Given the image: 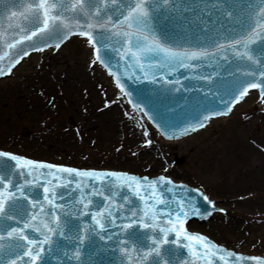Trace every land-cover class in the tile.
Wrapping results in <instances>:
<instances>
[{
	"label": "water",
	"instance_id": "obj_1",
	"mask_svg": "<svg viewBox=\"0 0 264 264\" xmlns=\"http://www.w3.org/2000/svg\"><path fill=\"white\" fill-rule=\"evenodd\" d=\"M75 36L165 140L264 98V0H0V80ZM0 150V264H264L186 230L212 215L182 181Z\"/></svg>",
	"mask_w": 264,
	"mask_h": 264
},
{
	"label": "rangeland",
	"instance_id": "obj_2",
	"mask_svg": "<svg viewBox=\"0 0 264 264\" xmlns=\"http://www.w3.org/2000/svg\"><path fill=\"white\" fill-rule=\"evenodd\" d=\"M82 48L89 49L90 46H63L60 52L51 50L49 56L39 60L28 71H19L12 78L1 81L0 101L3 100V106L0 105V125L3 127H0V148L39 161L120 170L138 176L164 174L182 181L202 189L216 203V207L217 203L222 207V214H218L223 216L222 220L217 224H214L215 219L210 221L213 223L211 225H215L214 229L202 224L196 226V230L192 228V231L209 235L214 242L234 251L255 254L248 251L259 249L264 252V187L260 184L264 167V110L259 101L253 100L232 116L218 119L223 125L204 136L185 140L184 143L164 142L146 122L139 121L136 114L127 109L117 86L113 81H106L105 73L102 74L106 80L99 78L95 70L100 67L93 57L92 62L84 61ZM59 67H68L61 73L62 81H58L57 75L53 73ZM80 67L86 69L87 76H91L93 81L84 87L80 86L81 81L75 83V94L62 95L63 99L67 97L71 101L63 102L58 91H61L67 72L79 74ZM107 82L112 87L107 86ZM91 90L100 101L95 103L88 100L84 103L85 91L90 97ZM42 92L50 103L55 101L56 109L35 115L32 120L23 114L19 118L11 115L24 108L27 111ZM104 100L109 104L104 106ZM63 104L66 116L63 111L58 114L57 109ZM90 106L91 109L95 107L91 112L96 116L89 112L92 118L89 123H97L93 126L81 122V114L88 112ZM109 106L120 110L119 116L122 118L121 126L118 127L125 129L126 138L120 132L106 131L105 128L110 126L109 120L97 116ZM58 126L61 127L60 132L68 136L61 138L59 146L55 147L50 143L53 135L51 130ZM128 144L135 145L134 150H127L125 146ZM237 147L240 155L232 175L220 173L216 168L231 164L233 150L236 152ZM139 148L145 151L144 154L149 152L148 159L135 151ZM220 155L225 164L218 162L215 165L213 157L218 160ZM136 156L138 159L135 161L143 164V167L131 168L133 163L130 162ZM154 165H159L161 169ZM222 189L232 194V202H217L214 194ZM238 194L239 197L244 194V200H239Z\"/></svg>",
	"mask_w": 264,
	"mask_h": 264
},
{
	"label": "bare ground",
	"instance_id": "obj_3",
	"mask_svg": "<svg viewBox=\"0 0 264 264\" xmlns=\"http://www.w3.org/2000/svg\"><path fill=\"white\" fill-rule=\"evenodd\" d=\"M51 52V49H49V54ZM81 54L82 56L84 57V61H87V62H92V52H91V48H82L81 50ZM49 55L47 54H36L35 56H33L32 58L30 59H27V60H24L21 64V66H19L13 73V75H15L17 72L19 71H24V70H29L31 67H33V65H35L39 60L47 57ZM75 64V63H74ZM74 64L72 66H74ZM62 69L57 68V69H54L53 73H55V75H57V80L58 81H62L63 78H62V75L61 73H63L65 70L68 69V67H61ZM69 69H71V66L69 67ZM81 70H79V74L78 73H74V72H70V74H68L67 72V77L65 79V81L63 82V84L61 85V91H58V94L62 97V95H65L67 93L69 94H75V83L81 81L82 82V87H84L85 85L87 84H90L92 81H93V78L91 76H87L86 74V69L85 68H81ZM95 72L98 74L99 78L101 79H105L106 80V76L104 74H102L101 72V69L100 68H96ZM27 73H24L23 75H26ZM54 77V76H52ZM108 80L106 81H111L110 78L107 77ZM2 83V82H1ZM107 86L109 87H112V85L108 84V82L106 83ZM84 89V88H83ZM56 90H58L56 88ZM45 91V90H44ZM85 97H84V103H87V101L89 100H93L95 103H97L98 101H100V99L98 100V97L95 95V92L93 90L90 91V97L88 95V91H85ZM63 102H69L71 101L70 98H67L66 99H63V97L61 98ZM254 100V99H253ZM252 100V101H253ZM104 102H106V104L104 103V106H106L107 104H109V102L107 100H104ZM251 102V101H250ZM249 102V103H250ZM34 104L32 106H29L27 111L26 109H22V111L20 110H17V112H13V114H11L12 116L16 117V118H19L23 115H26L27 117H29L31 120L34 118L35 115H40V114H44V113H47L48 111H51L53 109H56V105H55V101L50 103V100L48 101V99L46 98V94L44 92L40 93L38 95L37 98H35V101L33 102ZM248 104V103H247ZM0 105L3 106V100L0 101ZM65 107V104H63L60 108L58 107V114H61V111H63V115L66 116L67 115V112H65V110L63 109ZM70 109H72V107H70ZM101 108H99L98 110H100ZM128 109V107H127ZM91 110H95V107H93L91 109V106H90V109H88V112L86 113H83L81 114L82 116V119L83 121L82 124H85L88 125L90 124V126H93L96 122L94 123H89L90 120H92V118L90 117V113L92 114ZM129 110V109H128ZM130 111V110H129ZM90 112V113H89ZM97 112V111H96ZM119 112L120 110L115 107V106H109L107 107V109H105L101 115H97V116H100V117H104L106 120L108 119L109 120V124L110 126H108V128L105 130L106 131H111V132H120L121 136L123 138H126V133H125V129L124 128H119V126H121V119L122 116H119ZM18 113V114H16ZM93 116H96L95 113L92 114ZM122 115V114H121ZM80 116V115H78ZM23 118V117H22ZM114 118H115V123H114ZM97 124V123H96ZM95 124V125H96ZM223 125V122L222 121H212L211 123H209L208 126L205 127L204 130H201L200 132L198 133H195L192 135V138L191 139H183L182 141H180V143H184L185 140H193V139H196L198 137H201V136H204L207 134V132H211L213 131L214 129L216 130L217 128L221 127ZM46 126L48 127V125L46 124ZM0 127H3V125H0ZM60 129L61 127H56V128H52V132H53V135H52V139L50 140V143L55 145V147L59 146V141L61 138H67L68 134L64 133V132H60ZM10 133V132H9ZM1 137V136H0ZM9 137V136H8ZM1 139V138H0ZM135 145L133 144H128V146L126 145L125 147L127 148V150L129 149H132L134 150V147ZM237 150L236 152L233 150V155H234V158H233V161L232 163H227L226 165H223V168L221 167H217L216 169H218V171L220 173H223V174H227V173H230L232 175V169L238 164V158H239V151H238V147L235 149ZM137 151L138 153H142L143 155H145V157L148 159L149 157V152H147L146 154H144L145 151H141V148H139L138 150H135ZM216 154V153H215ZM214 154V155H215ZM220 158H218V160L214 159L213 157V160H214V164L215 165H218V162L221 163V164H225L224 161H222V157L223 156H219ZM140 158V157H139ZM138 159L137 156L134 158V161H131L130 163H133V165L131 166V168H138V167H143V164H140L138 162H136L135 160ZM264 166V164H263ZM155 168L157 169H161V167L159 165H154ZM261 176L263 178V180L260 182V184L264 187V167L262 168L261 170ZM246 182V179L244 180ZM245 194V193H244ZM244 194L240 195L239 197V194H238V198L239 200H244ZM206 196H209V195H206ZM210 198V197H209ZM214 198L215 199H218L217 202H222V203H227V202H232L231 198H232V194L228 193L227 192V189H222L220 191H217L215 192L214 194ZM211 199V198H210ZM218 207H221L218 203H217ZM229 208H230V204H228ZM224 210V209H223ZM222 217L223 216H219L218 214H216L215 216H213L212 220L215 221L214 224H217L219 223L221 220H222ZM211 220V221H212ZM213 224L212 222H208L206 224V227H211L212 229L215 228V225H211ZM202 224H196V223H192L189 228L192 229L196 226H201ZM248 252H252V253H255L256 255L259 254L261 256H264V252L260 251L259 249L256 250V251H248Z\"/></svg>",
	"mask_w": 264,
	"mask_h": 264
}]
</instances>
